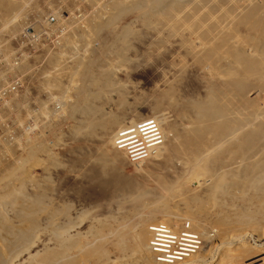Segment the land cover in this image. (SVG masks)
<instances>
[{
	"label": "bare ground",
	"instance_id": "bare-ground-1",
	"mask_svg": "<svg viewBox=\"0 0 264 264\" xmlns=\"http://www.w3.org/2000/svg\"><path fill=\"white\" fill-rule=\"evenodd\" d=\"M106 5L111 7L110 12L105 10ZM24 7L25 2L21 0H0V12L6 11L0 14V32H9L17 27L15 23L21 18L18 11ZM99 8L100 17L97 15L95 21L86 18L82 22V38L88 39L89 44H96L95 41L99 40L102 44H108L106 47L120 45L121 52L115 56L117 64L124 58V51L129 48L131 39L138 32L133 31L136 28L121 27V22L125 17L134 15L144 27L157 31L159 35L164 36L163 33H167L170 39L179 38L180 44L187 54L192 56L195 64L208 72V77H203L208 78V81L203 83L205 88L202 89V95L198 93L199 96L196 94V97L183 102L177 100L172 93L174 91H167L163 97L168 106L176 111L181 123L169 120L164 105L159 103L155 107L157 115L166 122L170 135L166 149L169 153L171 151L181 157L179 159L183 163V174H180L176 181L173 179V182L168 180L169 182L164 183L165 195L160 199L157 196L154 209L145 210L146 207L141 206L145 209H134L128 216L122 215L123 218L102 219L103 221L94 219L90 222L89 229L83 232L79 227L83 223L82 219L74 220L70 216V206L55 207L56 205L51 203L53 199L49 197L51 193L48 194V186L51 185H48L49 181L43 178L45 181L41 182L37 177L36 181L35 176L32 179L30 170L37 164L34 161L39 157L35 156L42 146L39 141H27L29 157L27 160L22 158L23 161L25 159L22 163L21 157L17 156L16 159L19 158L21 163L17 162L18 165H15L21 170L28 166V170L23 169L24 174L20 169L18 172L17 169L12 171L13 175L19 172V175H22L20 179L17 174L19 180L17 175L14 176L12 179H15V182L10 181L12 172L0 180V264H125L128 261L137 262L145 256L147 260L150 255L152 261L155 258L164 262L167 259L181 260L182 264H211V259L215 261L214 253L219 249V244H213V236H208L204 214L207 216L212 213L218 218L215 224L220 228L219 242L223 244L220 256H217L214 264H246L250 259L264 264V249L250 244L251 242L245 239L251 236L248 232L253 226L257 229L255 231L260 233L258 236L264 234V0H110ZM63 55L59 56L58 60L51 59V62H56L60 73L70 75L69 81L71 88H76L74 93L77 100L72 99L74 104L70 105L69 110L67 108L68 119L65 120L66 111L62 118L65 117L63 120L67 122L77 120V125L72 121L71 123L78 132L84 130L89 135L95 133L103 141L95 161L101 164H107V160L117 162L118 157L108 155L110 150L105 145L133 140L126 146V153L128 149L134 148L136 156H144L138 158L139 162H148L151 157L146 159L145 153L151 154V150L149 139L147 140L146 136L141 137L143 128H124L119 117L113 113L107 114L102 106L99 107L95 103L100 97L109 96L113 84L118 86L112 83L116 74L115 69L111 68L114 66L108 63L105 77L97 79L92 73L89 76L90 64L88 65L86 60H75L74 57L73 66L68 67ZM59 75L55 77V83L50 81L51 76H47L45 85L63 87ZM80 76L84 78L81 80L83 87L77 81L81 79ZM93 86L95 89L98 87L96 93L89 90ZM117 91L120 90L117 88ZM90 101L95 103L91 104V107ZM64 104L63 110L66 109L65 106L68 107L67 101ZM63 113L64 111L62 115ZM78 115L86 116V119L81 122L77 119ZM56 117L58 118L57 114ZM56 117L54 116V119ZM143 127L145 129L146 126ZM124 133L126 134L123 135ZM45 151L51 150L46 148ZM14 157L12 156L11 160H14ZM55 159L54 162L57 163ZM41 160H37L40 165L44 161ZM46 165L48 163L44 164L45 167ZM196 179L200 180L199 185L202 184L204 198L193 193L190 196V191H185V186ZM129 187L131 188V185ZM136 189V197L149 195V192L139 191L140 187ZM171 202L176 203L174 209ZM191 202H195V207L199 205L197 211L191 209ZM259 215L262 220H257ZM187 218L192 227L186 226L180 231L181 225H184L182 220ZM174 237L178 238L186 249L198 248V251L190 255L187 251H183V254L173 253L175 248L169 251L167 243L175 239ZM108 246L117 250L119 257L116 255L118 258H114L115 260L109 256L111 252L109 253ZM153 250L159 252L152 254ZM169 252L173 254L172 257L166 255L170 254Z\"/></svg>",
	"mask_w": 264,
	"mask_h": 264
},
{
	"label": "rangeland",
	"instance_id": "rangeland-1",
	"mask_svg": "<svg viewBox=\"0 0 264 264\" xmlns=\"http://www.w3.org/2000/svg\"><path fill=\"white\" fill-rule=\"evenodd\" d=\"M21 1L25 2V7L23 10L18 11L21 13V18L19 17L20 20H17V23H15L17 27L15 26L14 29L9 30V32H0V180L2 177L5 178L9 176V172H14L15 169H17L18 172L20 168H16L17 166L15 164L18 165L17 162L20 161L19 158L16 159L17 156L21 157L22 163L29 157L27 141H39L43 152H40L41 150L38 152L35 158L39 157V159L37 158L34 161L35 163L37 162V164H34L33 169H29L32 179H34L35 176V180L37 177L41 182L42 180L45 181V179L49 181L48 185H51L48 186L50 189L48 194L50 195L51 193V195L48 196L51 200L53 199L51 203L54 206L56 205L55 207L62 205L70 206L71 208L69 207L68 213H70V216L73 217L74 220H79V218L82 219L84 224L80 223L81 225L79 224V227H81L80 230H83V232L89 229L90 222L94 219L100 221L102 219L120 218L122 215L123 217L128 216L129 212L131 213L134 209H145L141 208V206L146 207L145 210L154 209L155 207L153 206H155L154 203L157 201L158 197L160 199V197L162 198V196L164 197L165 195L166 191L163 189L164 183L168 180L173 182L183 174V163L179 159L181 157L174 152L170 151L169 153L166 149V145H169L168 142H170V135L166 126L167 124H165L166 122L157 115L158 113H156L155 107L159 103L164 105L169 120L171 122L179 121L177 124L181 123V119H178L176 116V111L168 106V103L163 97L168 93L167 91H174L172 93L177 100L183 102L194 96L196 97V94L199 96L198 93L203 94L204 90L202 91V89L205 88V84L203 83L208 81V78L204 79L203 77H205V75L208 77V72H205L206 70L200 66L198 67V64H195L194 60L191 58L192 56L188 55L186 50L182 47V44H180L179 38H176L177 40L175 38L170 39L167 33H165L166 35L163 33L165 36L164 38V36L159 35L157 31L154 32L155 30L144 27L138 17L134 15H129L127 18L125 17L121 22V27L136 28L133 31L138 32H136V35L131 39L132 41H130L129 48L124 51V58L120 59L119 65L117 64L118 60H115V56L121 52L120 45L106 47L108 44H102L99 40L98 42L95 41L96 44L93 42L89 44L88 39L85 40L82 38V22H84L86 18L95 21L96 18H98L97 15L99 17L101 16L98 12L100 11L99 6L110 0H102V2L101 0H97L96 2H91L89 0ZM105 10L110 12L111 7L106 5ZM3 13H6V11L2 10L0 12V14ZM52 17L56 20L54 25H49V23L47 26L43 21L46 19L50 20ZM24 21L25 25L21 28L22 25H19V23H23ZM13 31H15V33ZM162 37L164 39H160ZM166 38L167 40H165ZM169 39L171 41H169ZM61 55L67 60L66 64H68V67L73 66L74 59L76 60V58L78 60H86L88 65L90 64L89 76L92 73L97 79H103L105 77V68L108 63L110 66H114L111 68H113V70L115 69L114 74H116L112 79V83L118 86H114L113 84L109 96L107 95V97L105 95L103 98L100 97V100L97 98L98 101L95 100V103L99 107L102 106L101 108L107 114L113 113L119 117L123 122L124 128H143L141 130V137L146 136L147 140L149 139L148 143L152 154L148 162L145 161L133 164L128 161L129 159L125 150L126 146L133 140L121 142L120 145L123 144L122 151L118 150L116 143H114L116 146L113 145V142L105 145V147L110 150L108 155H111V157H118L116 159L118 160L117 162H109V160H107V164H101L97 160L95 161V158L98 157L100 153L99 150L101 146H103V141L95 133V135H89L87 132H84V130L81 133L78 132L75 129L77 120L65 121L68 119L70 105L74 104V100H77V97L74 93L76 88H71L72 84L69 81L70 75L67 73V70L66 73L68 75L60 73L58 71L59 67L56 66V62H51V59L57 58L58 60ZM123 59L126 64L122 61ZM184 59L186 61H184ZM57 75L61 77L63 87H47L45 85V81L47 80L46 77L51 76L50 78L52 79L50 81L55 83V77ZM89 79L88 81H91ZM81 80H84V78L81 77V79H77L80 85L83 84ZM202 80H205V82H202ZM121 83L123 86L120 85ZM116 87L120 91H117ZM123 87L125 90H123ZM96 89H98V87ZM96 89L94 86L89 88L92 93H96ZM66 93L68 94L65 95ZM65 101H67L68 104L66 105H68V107L65 106L66 109L63 110L64 108L62 107H64ZM123 101L124 103L122 104ZM95 103L90 101L89 107ZM166 107H168V109ZM61 110L62 112L64 111L63 115ZM58 111L61 113V116ZM64 114L67 115L65 116L66 118L64 117L65 120L62 118ZM54 116L56 117L55 119ZM80 116L78 115L77 119H80L81 122L86 119V116ZM156 117L161 119L162 122L159 119L157 121ZM59 119L62 120L60 121ZM54 120H57V122ZM71 121L75 125H72ZM151 121H153V123H151L152 125L150 124ZM155 121L156 123H154ZM146 124H149V126ZM143 126H146L145 129ZM152 130H157V132H153ZM46 148L52 152H46ZM12 156H15L14 160H11ZM49 157H51L53 161ZM22 158H25L24 161ZM40 158L44 160H41L44 164L48 163L46 167L44 164L42 165V162L41 165L38 164ZM54 158H56L55 161H57V163L54 162ZM57 158L59 160H57ZM32 161H29V163ZM13 162L14 164H12ZM8 164H10L11 167ZM42 166L44 167L42 168ZM10 168L14 169L11 170ZM27 168L28 166L23 169L26 170ZM171 168H173L172 171ZM23 169H20L21 173ZM13 172L11 173L12 175ZM177 172L179 173L178 175H176ZM19 173H16V175H19ZM2 174H4V176H1ZM16 175L14 174L10 178L11 182L16 181L12 179L15 178L14 176ZM20 176L22 178L21 174L19 178ZM19 178L17 180H19ZM199 183H201L199 179L193 180V182L188 183L190 186L186 185L188 188L185 186V191L187 193L190 191V196L193 193V195L204 198L205 192L203 187H201L202 184L199 185ZM130 185L134 190L133 188L131 190L129 187ZM126 186L128 187L126 188ZM139 187V191L149 192V195L142 198L136 197V188L139 189ZM121 191H123V193ZM119 192H121V194ZM174 204L176 205V203H172L173 208L170 206L171 204L169 206L174 209ZM195 205V202L190 203L191 209L197 211L199 205L196 207ZM88 215H91V217H88ZM204 215L206 216V214ZM215 215L216 214L212 213L211 215L207 214L206 217L204 216L207 221L208 236H213L211 238V241L214 242L213 244H219V249H216L214 253L215 261L211 259V264L216 263L218 259L217 256H220V251H222L223 248V244L219 242L220 233H218V231H220V228L215 224L218 219ZM84 218L87 219V221ZM260 219L262 220V217L259 215L257 220ZM183 220L182 224L184 225H181L180 231L186 226L187 228L192 227L188 218L185 221ZM263 221L264 218L262 222ZM191 229L192 228H190V231ZM250 230L248 235L251 236H247L245 239L248 241H246H250V244L261 246V248L264 249V234L258 236L260 233L255 231L257 229H255L254 226L252 228L250 227ZM110 248L112 249L113 247L108 246V250H110L109 253L111 252L109 256H112L111 259L113 258V260H115L119 257L116 252L117 250L115 251L114 248L111 250ZM158 250H153L152 254L158 253ZM166 255L172 257L171 255L173 254L167 253ZM146 257L147 256H145V258L142 257L143 259H139L137 262L139 264L183 263L181 260L174 261L170 259H167L165 262L164 260H158V262L155 258H153V262L152 259H150V257L152 258L151 255L150 257L148 256L147 260ZM144 259L146 261H144ZM125 262L126 261H124V263ZM128 262L125 264H128ZM137 262H129V264H138ZM247 262L246 264H259L258 261L254 259H250V261Z\"/></svg>",
	"mask_w": 264,
	"mask_h": 264
},
{
	"label": "built area",
	"instance_id": "built-area-1",
	"mask_svg": "<svg viewBox=\"0 0 264 264\" xmlns=\"http://www.w3.org/2000/svg\"><path fill=\"white\" fill-rule=\"evenodd\" d=\"M54 17H52L50 20H48V19H46L45 21H43L47 26H48V24L49 25H51V24H53L54 25V22L56 21V20H54L53 19ZM22 25V27L21 28H23L24 27V25H25V21L23 22V23H19V25ZM25 30V29H24ZM22 31H23V29H22ZM127 133V132H126ZM126 133H124L123 135H125ZM162 136V135H161ZM116 137V136H115ZM118 137H120V136H118ZM117 141V140H116ZM123 141V140H122ZM120 143H121V141H117V143H116V145H117V148H118V150H120V151H122V149H123V147H122V145H120ZM136 152H135V149L133 148V150H131V149H128V153H126L127 155H128V159H129V161L131 162V163H133V164H137V163H139V157H142V158H144V156H136V154H135ZM151 155L152 154H150V153H145V158L147 159L148 157H151ZM175 239H171L167 244H168V247H170V249H169V251H172L174 248H175V250L173 251V253H179V252H181L182 254L184 253L183 251H187L186 253H188V255H190V254H194V251H198V248L197 249H195V250H192L191 248L190 249H186L185 247H183L182 246V243L178 240V238H176V237H174ZM153 244H155V243H153ZM197 246V245H196ZM198 247H200V246H198Z\"/></svg>",
	"mask_w": 264,
	"mask_h": 264
}]
</instances>
